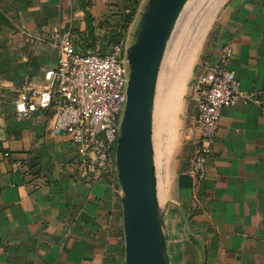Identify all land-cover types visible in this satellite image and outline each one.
<instances>
[{"label": "crops", "instance_id": "0c3cea01", "mask_svg": "<svg viewBox=\"0 0 264 264\" xmlns=\"http://www.w3.org/2000/svg\"><path fill=\"white\" fill-rule=\"evenodd\" d=\"M114 12L109 0H0V264H125L117 175L76 178L75 147L53 130L52 111L17 119L14 105L24 84H43L56 67L52 29L79 47L87 13L99 27ZM225 45L240 90L254 97L222 109L201 182L186 173L188 155L178 162L177 216L164 220L169 264H264V0L226 1L201 59L215 61ZM199 62L180 88L189 139L197 135L189 116ZM167 188L163 172L158 202Z\"/></svg>", "mask_w": 264, "mask_h": 264}, {"label": "built area", "instance_id": "2783aa9c", "mask_svg": "<svg viewBox=\"0 0 264 264\" xmlns=\"http://www.w3.org/2000/svg\"><path fill=\"white\" fill-rule=\"evenodd\" d=\"M48 43L57 50V65L46 71L43 84H24L14 99L17 119L50 109L53 130L64 132L75 147L71 165L76 178L93 183L117 175L115 150L129 74L122 45L113 44L105 54L97 46L79 50L71 34L58 29H52ZM231 56V46L225 45L215 61L201 59L192 85L189 117L197 135L188 137L192 151L186 173L196 183L206 176L222 109L254 97L240 90L235 73L228 68Z\"/></svg>", "mask_w": 264, "mask_h": 264}, {"label": "water", "instance_id": "95a60500", "mask_svg": "<svg viewBox=\"0 0 264 264\" xmlns=\"http://www.w3.org/2000/svg\"><path fill=\"white\" fill-rule=\"evenodd\" d=\"M186 0H149L126 58L127 100L115 150L122 189L125 264H169L159 211L153 148L158 71L175 20Z\"/></svg>", "mask_w": 264, "mask_h": 264}, {"label": "rangeland", "instance_id": "374dc122", "mask_svg": "<svg viewBox=\"0 0 264 264\" xmlns=\"http://www.w3.org/2000/svg\"><path fill=\"white\" fill-rule=\"evenodd\" d=\"M227 0H224L222 4L219 6L213 19H211L209 25L207 26L206 30L204 31L202 37L199 42L197 43L196 51L194 53V62L191 66V73L187 79L189 81L192 73L194 65L200 61L203 57V53L206 47L214 40V35L216 31V25L221 13V10L226 3ZM191 3L192 0H186L181 11L179 12L174 26L172 28L171 34L167 41L164 55L161 61V65L158 71L156 85H155V92H154V106H153V148H154V162H155V175L157 181L159 182V176L164 172L166 177V181L168 183L167 188V196L164 202H159V211L161 216L164 220H167L171 223L175 216H177L176 210L174 209V205L176 202L173 200L172 196V188L173 184L175 183V173L178 162L182 159L183 155H190L192 151V144L191 141L188 140V133H187V124L185 122V118L181 113L182 105L185 103V96L186 89L182 97L180 96V88L182 85V77L181 74H175L173 79L168 82L166 85V91L160 90V85L158 82V77L161 72V69L164 64L165 56L168 53V44L171 40V37L174 35V32L178 30H182L185 27V24L188 23L191 18L185 16V6L187 3ZM149 0H144L136 13V19L132 22V26L130 30H127L123 38L119 40L117 44L122 45L123 52L127 55L128 49L131 44L135 40V36L138 32L139 24L142 18V14L148 8ZM214 4V0H203L200 8L196 13L195 20L198 23L202 24L204 17L206 16L204 12L209 10ZM191 28V24H188L187 31L182 33L185 37L192 36L189 34V30ZM111 27L108 28V25H104V28L97 31V38L100 40L102 39L105 32H111ZM82 42V39H80ZM79 41V45L81 43ZM97 47H100L102 44L101 42H97ZM116 44V43H114ZM111 44L106 49V53L111 52ZM104 47V46H103ZM185 79L183 80V82ZM187 84V83H186ZM158 87V89H157ZM161 99V100H160ZM165 222V221H164ZM171 226V224H170ZM169 232H167L168 234ZM166 235V233H165ZM167 240V253H168V243L169 239L166 235ZM169 259V256H168Z\"/></svg>", "mask_w": 264, "mask_h": 264}, {"label": "bare ground", "instance_id": "6f19581e", "mask_svg": "<svg viewBox=\"0 0 264 264\" xmlns=\"http://www.w3.org/2000/svg\"><path fill=\"white\" fill-rule=\"evenodd\" d=\"M202 2L203 0H192L191 3L188 2L186 4L184 9L185 16L191 18V20L185 24L184 29L174 32V35L171 37L168 44V53L167 56H165L164 64L158 77L160 90L163 91V93L166 91V85L170 79H173L172 77H174L175 74H181L180 76L183 82L185 76L191 72V66L194 62V53L197 43L199 42L198 40L202 37L222 0H214L212 7L204 12L206 16L202 24H197L195 17ZM189 23L191 24L189 34L192 36L187 38L182 33L187 31Z\"/></svg>", "mask_w": 264, "mask_h": 264}, {"label": "trees", "instance_id": "16d2710c", "mask_svg": "<svg viewBox=\"0 0 264 264\" xmlns=\"http://www.w3.org/2000/svg\"><path fill=\"white\" fill-rule=\"evenodd\" d=\"M141 0H109V6L114 7L115 11L111 18L105 19L99 23V27L93 24L92 17L87 13V35L82 38L79 50L95 49L97 42H101L100 53L105 54L107 47L111 44L118 43L123 38L124 33L132 24ZM122 7V12H121ZM128 10V12H125ZM112 28L111 32H105L102 39L97 38V29L104 28V25ZM104 46V47H103Z\"/></svg>", "mask_w": 264, "mask_h": 264}]
</instances>
